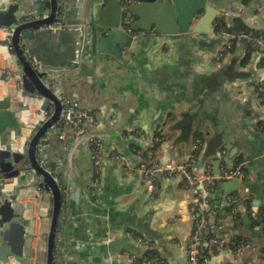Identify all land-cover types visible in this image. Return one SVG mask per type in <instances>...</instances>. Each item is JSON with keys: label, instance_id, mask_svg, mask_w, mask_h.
Instances as JSON below:
<instances>
[{"label": "crops", "instance_id": "obj_1", "mask_svg": "<svg viewBox=\"0 0 264 264\" xmlns=\"http://www.w3.org/2000/svg\"><path fill=\"white\" fill-rule=\"evenodd\" d=\"M208 4L216 11L215 17L202 21L204 15H201L193 23L194 29L198 28L196 32L163 38L159 62L150 68L149 74L146 63L150 48L146 47L153 42L151 39L143 43L145 46L140 51L144 54L143 60L127 63L133 65L132 69L127 65L121 67L116 60L120 67L111 71L107 55L101 54L83 66L84 78L66 76L64 85L68 94L94 117L96 127L92 128L89 123L84 127L94 131L93 138L100 141L102 156L114 153L125 159V163L102 160L100 209L119 220L124 234L128 232L132 238H141V254L153 250L162 254L165 264H186L185 242L199 217L192 209L193 202L209 186L205 180L188 185L178 172H159L155 177L157 193L152 194L136 170L146 159L143 152L151 150L161 167L179 164L193 156L189 170L200 178L207 174L219 176L240 166L242 178L217 181L208 193L213 203L207 206L218 212L227 206L226 200L235 201L239 216L229 214L218 220L209 216L208 222L217 235L230 238L239 235L251 240V244L247 242L236 251L207 246L206 258L209 264H264L260 246L264 241L254 239L256 233L263 232V225L254 223L264 212V102L256 96V86L264 80V51L238 42L221 64L216 62L223 42L217 29L219 21L229 26L243 23L253 30L264 31V0H209ZM48 9L46 6L45 10ZM2 34L0 29V41ZM139 62L143 68H138ZM16 69L11 52L0 47V124H3L0 150L8 140L10 129L19 136L18 146H23L31 133L18 127L19 121L15 120L14 112L23 105L19 96L23 98L21 101L30 102L23 105L28 124L37 121L45 110L43 101L18 90ZM131 76L136 79L131 80ZM190 108L194 109L191 127L179 139L181 131L174 124L165 127V121L174 114L177 117L174 123L177 122ZM157 134L166 138L154 145ZM92 139L78 145L75 155L79 181L88 185L94 175ZM60 145L52 136L48 152L62 151ZM64 152L61 154L65 155ZM67 169L68 164L64 176L68 175ZM34 194L29 188L22 192L27 197L24 202L29 210L22 264H44L45 261L42 236L49 229L51 196L43 193L41 198L31 200ZM245 215L249 225L242 220ZM127 222L134 223L132 231L126 232ZM143 225L154 231V239H147L143 234Z\"/></svg>", "mask_w": 264, "mask_h": 264}, {"label": "water", "instance_id": "obj_2", "mask_svg": "<svg viewBox=\"0 0 264 264\" xmlns=\"http://www.w3.org/2000/svg\"><path fill=\"white\" fill-rule=\"evenodd\" d=\"M137 1L128 7L134 17L130 34L122 23L120 0H0V47L9 50L17 64L18 90L43 101L45 110L52 109L49 117L28 124L23 105L30 102L21 101L19 96L23 105L14 112L15 120L19 121L18 127L31 133L23 146H18L19 136L10 129L0 150V264H7L8 257L21 264L24 259L29 210L22 192L27 188L35 192L31 200L41 198L43 193L51 196L49 229L42 236L44 264H134L128 255L135 256L140 264H158L154 258L148 261L147 253L141 254V243L127 232L132 231L134 223L127 222L124 234L119 220L100 209L103 168L99 191H92V181L89 185L79 181L75 155L78 145L95 136L93 130L84 123L89 133L77 136L62 122L68 105L83 109L68 94L64 77L84 78L83 66L101 54L107 55L111 71L124 65L132 69L129 62L143 60V43L151 39L153 42L146 47L150 48L146 63L149 74L159 62L163 38L196 32L198 28L194 29L193 23L198 17L204 15L202 21H210L216 14L209 0ZM138 68H143L141 62ZM52 136L62 147V151L51 153L53 157L48 152ZM66 164L68 175L64 176ZM60 213H64L65 222L59 236ZM242 220L250 224L247 215ZM141 227L147 239L156 237L148 226ZM157 257L163 259L162 254L157 253Z\"/></svg>", "mask_w": 264, "mask_h": 264}, {"label": "built area", "instance_id": "obj_3", "mask_svg": "<svg viewBox=\"0 0 264 264\" xmlns=\"http://www.w3.org/2000/svg\"><path fill=\"white\" fill-rule=\"evenodd\" d=\"M137 0H120L121 9L123 11V25L128 33H132L130 30V25L132 24V16L128 12V7L135 4ZM32 17L31 19H33ZM6 34L8 32L6 31ZM134 36H136V33H134ZM230 40L236 39L238 42L241 40H247L251 42V45L256 47L259 46L264 51V39L262 36L260 37H251L249 35L243 34V33H233L227 35ZM7 43H9V38L6 37ZM232 46V42L230 41L225 46L222 47V52H224L225 49H229ZM52 109L44 110L41 112V119H45L49 117L51 114ZM62 122L65 125H68L71 127V130L77 135L81 136L86 133V129L83 128L84 123H89L92 126H95L96 122L94 120V117L92 114H89L86 110L79 108L75 104H70L67 107L64 108L63 114H62ZM91 145V155L93 160V179H92V191L99 190L101 186V162L103 159L110 160V161H121L125 163V159L114 153H110L106 155L105 157L102 156L101 152V143L99 140L94 139L90 141ZM194 162V157H190L187 161L180 164L176 167H161L158 164H156L154 161H150L149 163H142L140 164L136 170L142 175L144 184L146 187L149 188L150 192L152 194L157 193V186L155 177L156 174L159 172L168 173L171 174L173 172H178L183 174L185 181L188 183V185H198L201 184L203 180L207 181L209 186L207 188H203L199 194L197 199L193 202L192 209L196 210L199 213V217L195 220L193 224V228L191 230V233L189 237L187 238L185 242V249H186V256H187V263L186 264H209V260L205 256L200 255V250L203 248L208 247H215V248H222L225 247V245L230 241V237L228 236H222L217 235L213 233L210 237H207V233L209 232L207 228L206 223V217H205V210L207 206L209 205V198L208 193L213 189L215 186V183L219 180L223 179H229V178H242L243 173L241 171L240 166H236L232 170H228L220 174L219 176H212L207 174L206 176L200 178L197 176H194L189 168L191 164ZM232 201L226 200L225 204H231ZM219 207V205H217ZM61 222H64L65 217L64 213H62ZM62 234V230H61ZM134 239L138 243H142L140 237H134ZM252 251H254V247L251 248ZM261 257L264 258V252L261 253ZM127 258L134 264L138 263V259L133 255H128ZM154 260L158 264H165L164 261L159 257H154ZM144 262V261H143ZM21 264L19 261H17L14 257H8L7 258V264Z\"/></svg>", "mask_w": 264, "mask_h": 264}, {"label": "trees", "instance_id": "obj_4", "mask_svg": "<svg viewBox=\"0 0 264 264\" xmlns=\"http://www.w3.org/2000/svg\"><path fill=\"white\" fill-rule=\"evenodd\" d=\"M217 29L220 31V30H225L226 32H232V33H243V34H246V35H249L251 37H261L264 39V31L262 30H253L252 28H249L247 26H245L243 23H235L233 24L232 26H227L224 24V22L221 20L219 21V24H218V27ZM236 41H234V45L236 44L235 43ZM238 42V41H237ZM242 43H245V45L248 47H250L251 45V42L247 41V40H241ZM264 59V57H263ZM261 89L263 88L264 89V82L260 85V86H257V92H258V97L264 102V91H258V88ZM213 201V200H212ZM213 202L210 201L209 199V206L212 205ZM235 207H236V204H235V201L232 202V204H228L227 206H225L224 208H222L221 210H219L218 212H215L214 210H212V208H209L207 207L206 208V225L208 229V233H207V237H210L215 231H213L211 228V224L208 222V217L211 216V217H214L215 220H218V219H221L222 217H225L226 215H229V214H233L235 215V218L239 216V212H235ZM256 218H258L257 221H255L254 225H263V236L259 235V234H255V240H262L264 241V212H262V215H258ZM215 234V233H214ZM216 235V234H215ZM260 236V237H259ZM250 241V242H249ZM246 239L245 237H242V236H239V235H235V236H232L230 238V241L225 245V247H229L231 249V251H236L238 250L239 247L245 245L247 242L249 244H251V240ZM261 241V242H262ZM254 245V244H253ZM261 246V249L263 250L264 252V245L263 244H260ZM200 255L201 256H207L206 255V248H203L202 250H200ZM146 257L148 259V261L154 257H157V252L151 250L150 252H148L146 254Z\"/></svg>", "mask_w": 264, "mask_h": 264}, {"label": "flooded vegetation", "instance_id": "obj_5", "mask_svg": "<svg viewBox=\"0 0 264 264\" xmlns=\"http://www.w3.org/2000/svg\"><path fill=\"white\" fill-rule=\"evenodd\" d=\"M137 3H139V1H137L135 4H137ZM134 5V4H133ZM134 21V17L132 16V22ZM224 22V24L225 25H227L228 26V24L225 22V21H223ZM122 23H123V14H122ZM219 31V30H218ZM219 33H220V35L222 36H225L226 37V39L224 38L223 39V42H221V44H220V46H219V48H218V52H217V54H216V62L218 63V64H221L222 62H223V60L224 59H226L227 57H228V55H230V53L235 49L234 47H236V45H237V40L236 39H234V40H230L229 38H228V34H233L232 32L230 33V32H226L225 30H220L219 31ZM136 35H137V32H136ZM232 42V46L229 48V49H225L224 50V52H222L221 50H222V47L223 46H225L227 43H229V42ZM234 41H236L235 43V45H234ZM241 42V41H240ZM251 47H254V46H252V45H250ZM256 47H259V46H256ZM261 48V47H260ZM264 56V55H263ZM263 60V59H262ZM263 63H264V60H263ZM264 82V80H261V81H259L258 82V84H257V86H260L262 83ZM256 86V87H257ZM258 91H264V89L262 88L261 89V87L260 88H258ZM256 96H257V98H259L258 97V92L256 91ZM202 97H204V95H202L201 96V98ZM260 99V98H259ZM194 108V107H193ZM193 113H194V109H192V108H190L189 110H187L186 112H184L183 114H182V116L180 117V118H178V120H177V122H175L174 123V120H175V118H177L174 114L173 115H169L168 117H167V119H166V121H165V127L167 126V125H171V124H174L175 125V128L178 130V131H181V137H179V139L180 138H184L185 137V133H187V131L190 129V127H191V124H192V120H193ZM95 120V119H94ZM96 122V121H95ZM91 125V124H90ZM92 126V125H91ZM92 128H94V126L92 127ZM91 130V129H90ZM183 131L185 132L184 134H183ZM91 132H94V131H91ZM136 132V131H135ZM89 133V131L87 130L86 131V133L85 134H88ZM138 133V132H137ZM158 135V134H157ZM93 137H91L90 139H92ZM166 138V137H165ZM165 138H162L161 136H155L154 137V145H158V144H160V143H162L164 140H165ZM89 139V140H90ZM93 140V139H92ZM197 142H199V140H197ZM143 155L145 156V161L143 162V163H149L150 161H154L155 163H156V161H155V159H154V156H153V153H152V151L151 150H147V151H145V152H143ZM185 161H183V162H181V163H179V164H176V165H173V166H168V167H176V166H179L180 164H182V163H184ZM157 164V163H156ZM242 171V170H241ZM242 173H243V171H242ZM183 175V174H182ZM185 179V178H184ZM186 182V181H185ZM186 184H188L187 182H186ZM61 217H62V214L60 213V216H59V220H58V226H57V230H58V234L57 235H59L60 233H61V230H63L62 229V225L64 224V222H65V220H64V222H61ZM63 232V231H62ZM61 235V234H60ZM59 235V236H60ZM58 236V237H59Z\"/></svg>", "mask_w": 264, "mask_h": 264}, {"label": "bare ground", "instance_id": "obj_6", "mask_svg": "<svg viewBox=\"0 0 264 264\" xmlns=\"http://www.w3.org/2000/svg\"><path fill=\"white\" fill-rule=\"evenodd\" d=\"M15 264V263H14Z\"/></svg>", "mask_w": 264, "mask_h": 264}]
</instances>
